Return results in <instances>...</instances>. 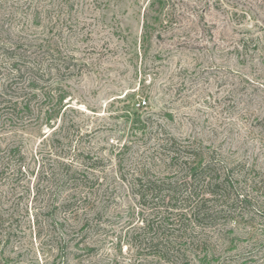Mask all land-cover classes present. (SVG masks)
I'll use <instances>...</instances> for the list:
<instances>
[{
    "label": "rangeland",
    "instance_id": "374dc122",
    "mask_svg": "<svg viewBox=\"0 0 264 264\" xmlns=\"http://www.w3.org/2000/svg\"><path fill=\"white\" fill-rule=\"evenodd\" d=\"M0 43L52 48L37 94L68 95L55 119L0 109V264L153 263L131 235L161 208L130 181L170 137L244 165L232 217L183 232L201 264H264V0H0Z\"/></svg>",
    "mask_w": 264,
    "mask_h": 264
},
{
    "label": "trees",
    "instance_id": "16d2710c",
    "mask_svg": "<svg viewBox=\"0 0 264 264\" xmlns=\"http://www.w3.org/2000/svg\"><path fill=\"white\" fill-rule=\"evenodd\" d=\"M35 47L40 49L42 45L36 43L27 47L0 43L3 57H0V109L5 112L4 116L30 112L33 104H37L45 115L55 119L65 108L68 95L61 86L49 87L51 91H57L53 99L47 91H43L42 99L37 94L36 90L42 92L46 86L40 83L51 74L50 68L43 67L44 58L55 61L58 57L52 48L43 46L44 56L39 60L32 58L27 52L31 53L29 48ZM55 70L61 72L57 67ZM165 150L163 165L167 172L153 173L150 177L142 172L130 181L132 193L138 197L141 207L154 205V210L161 208L160 212L156 211V216L143 220L148 233H133L130 243L155 258L151 264H201L208 261V240L201 239L196 233L183 232L185 228H192L190 226H211L218 220L228 221L232 217L233 205L246 200L243 195L240 199L229 195L233 188V173L244 165L229 166L215 149L201 143L185 145L174 137L169 138ZM66 178L65 174L61 183L66 182ZM89 182L92 189L98 184L97 179ZM182 244L191 249L183 248ZM136 264L148 263L138 261Z\"/></svg>",
    "mask_w": 264,
    "mask_h": 264
},
{
    "label": "built area",
    "instance_id": "2783aa9c",
    "mask_svg": "<svg viewBox=\"0 0 264 264\" xmlns=\"http://www.w3.org/2000/svg\"><path fill=\"white\" fill-rule=\"evenodd\" d=\"M139 104H145V100H142Z\"/></svg>",
    "mask_w": 264,
    "mask_h": 264
}]
</instances>
